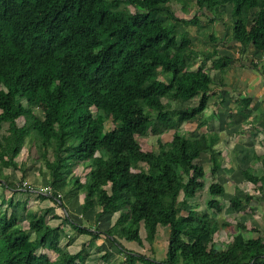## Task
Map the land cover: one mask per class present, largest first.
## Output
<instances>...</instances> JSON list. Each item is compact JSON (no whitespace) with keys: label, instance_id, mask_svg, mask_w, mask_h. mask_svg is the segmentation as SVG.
I'll return each mask as SVG.
<instances>
[{"label":"trees","instance_id":"1","mask_svg":"<svg viewBox=\"0 0 264 264\" xmlns=\"http://www.w3.org/2000/svg\"><path fill=\"white\" fill-rule=\"evenodd\" d=\"M179 1L0 0V130L8 125L5 143H0V188L13 190L3 173L12 168V159L5 158L8 140L13 139L9 150L14 156L28 139L48 175L49 193H34L63 210L61 196L69 204L82 194L83 214L99 208L94 225L82 228L68 217L64 223L90 241L103 235L124 257L122 264H264L261 237L238 233L224 248L217 247V233L228 227L214 217L222 212L220 183L209 184L205 210L190 207L205 186V171L197 161L209 154L214 177L221 157L215 139H190L180 129L198 123L207 107L213 78L206 62L222 74L235 60L218 55L215 47L223 40L209 32L212 51L191 70L198 53L189 50L194 40L180 26L198 22L195 16H174L171 4ZM192 1L209 24L222 22L220 10L228 9L224 27L240 46L239 59L250 49L264 56V0ZM195 99L194 106L170 108L172 102ZM244 103L246 110L250 101ZM38 104L45 108L42 117L34 112ZM19 118L22 126L16 123ZM107 121L110 130H105ZM169 131L171 141H159L157 152H143L136 139ZM79 167L84 182L74 176ZM247 174L243 177L264 194V176ZM256 197L233 196L230 206L236 211L257 202ZM3 205L8 209L2 211ZM11 206L0 194V264H86L85 245L73 255L58 248L62 230L47 223L50 208L26 214L24 228L16 210L8 213ZM15 206L27 210L25 204ZM115 214L114 225L106 229V219ZM159 227L168 229L162 261L118 243L121 238L141 247V228L152 243ZM41 250L54 251L56 259Z\"/></svg>","mask_w":264,"mask_h":264},{"label":"crops","instance_id":"2","mask_svg":"<svg viewBox=\"0 0 264 264\" xmlns=\"http://www.w3.org/2000/svg\"><path fill=\"white\" fill-rule=\"evenodd\" d=\"M224 11L227 12L228 9H225ZM220 12L222 13L223 11L220 10ZM221 21L222 22H219L217 20L213 24L209 25L208 29L210 27H214L217 33L215 36L219 38V40H223L220 41L215 47V49L218 51V55L232 58L235 60V62L232 63L231 66L222 74L218 70L211 67L210 61L206 62L205 67L207 69L210 68L209 72L213 78L211 96L209 97L207 107L203 111L198 123H184L181 126L180 131L185 134L186 137H188V133L192 134L191 132H193L195 134L194 138L204 135L209 140L215 139L214 149L220 153L221 168L217 171L214 177H211L212 179L214 178L213 181L218 182L223 186L225 195L226 188L228 189L229 193H234L235 191L240 193V191L236 188L240 182H243L241 180L247 181V179H244L243 173L244 175L248 173V176L253 177L264 176V56H254L253 49H250L246 57L244 56L239 59L240 46L238 43L230 40V33L224 27L226 23L223 20ZM214 29L212 28L213 33H215ZM189 37L192 38L191 36ZM193 44L194 41L191 44V48H193ZM192 50L194 49H191V51ZM205 50L207 51L206 53H208L212 51V48H206ZM200 63L202 62L195 61L191 67V70H196L195 67L199 66ZM245 100L250 101L248 109L245 108L246 110L243 109V106H246L244 103ZM163 135L160 137H163ZM201 157H203V159L207 157V162L208 164L210 163L209 154H202ZM204 160H206V158ZM237 162H239L240 166L242 165L241 169L239 168V165L236 167L235 164ZM247 163H250L249 167L245 166ZM210 168L211 167L209 166V169ZM250 171L251 173H249ZM247 182L251 184L249 181ZM257 189L258 186H252V191L251 193L248 192V194L251 196L258 195L257 198L261 199L262 201V199H264V194H262V192ZM33 194L37 196L35 193ZM252 203L253 206H255L254 204L257 202ZM81 204L82 203H80L79 199L73 202V206L71 207L72 211H74V214L80 218L84 216L87 218V220H92L94 222V215L99 211V208L96 207L93 210L83 214L81 211ZM60 210L63 209L52 207L51 205L49 215L56 216L58 219L57 221L61 223L66 217H63V220L61 219ZM115 215L117 218L118 215ZM47 223L51 226L49 222ZM75 224L79 226V222H75ZM91 225H94V223ZM65 226H68L67 223H64V225L60 224V228L62 230L60 234L62 235L66 233ZM101 227L100 229H105V227ZM160 229L165 230V246L163 250V256L161 259H157L155 255L150 256L157 261H162L165 257L168 238L167 228H157L155 239L151 243L153 247H155L154 243L156 245V243L159 242L158 236ZM117 240L118 243L127 251L145 255V253L142 251V237L141 247H139L134 242H126L121 238H117ZM107 241L108 240L103 235H100L95 241H90V238L87 235H80L75 239L73 245H85V250L89 254L88 259L93 257L94 254L91 253H93L95 249L99 247L101 250L99 254L100 256H106L107 252L112 253L113 258L110 259V264H115V262L119 260L123 261L124 257L118 252L117 247ZM58 247L62 248L59 246V244ZM69 248L70 247H68V249ZM106 249L107 251H105Z\"/></svg>","mask_w":264,"mask_h":264},{"label":"rangeland","instance_id":"3","mask_svg":"<svg viewBox=\"0 0 264 264\" xmlns=\"http://www.w3.org/2000/svg\"><path fill=\"white\" fill-rule=\"evenodd\" d=\"M131 13L134 12V9L132 7H128ZM171 9L174 13V16L179 19H184V20H189L193 18L194 16L197 19V25L194 26H180V30H184L188 34V36H191L194 38V44L193 48L191 46L189 47V50L194 49L198 53L199 59L196 60L197 62H202L203 60V55L206 54V48L211 49L212 44L208 39V34L209 32H212V28L210 27L208 29V26L211 25L209 24L204 11L198 10L196 7L195 3L192 0H180L179 2H173L171 4ZM222 16L221 20L225 21L227 24L229 21V14L228 12L224 11L222 9ZM214 34L216 35V30L214 29ZM229 35V34H228ZM261 63V62H260ZM259 63V64H260ZM258 64V65H259ZM201 65V63L199 64ZM198 66L195 67L197 69ZM209 70V69H208ZM161 77V76H160ZM162 79V78H160ZM17 100L18 102H21L25 104L24 100H22L20 94H17ZM163 102H166V99L163 100ZM197 100H192L187 103L179 104L177 102H172L170 103V108L172 110H178L183 107L187 106H193L196 105ZM34 112L37 114L39 117H42V112L45 109L42 104H38ZM94 112V111H93ZM18 126H22L24 123V120L22 118H19L16 121ZM112 128L110 122H105V130H110ZM192 134L188 133V138L193 139L195 137V134L191 132ZM172 134L173 131L167 132L163 137H157V136H152L150 134L144 136V137H137V142L140 145V148L143 152H157L158 151V142H169L172 139ZM8 136V125L7 124H2L1 130H0V143H5V137ZM11 143L7 142L8 146V151H7V157L6 159L11 158L12 159V168L10 169H4V177L6 178L7 182L10 184L11 188L13 190L10 191H3L0 188V194H3L4 199H8L12 201V206L9 208L8 213H11L13 210H16V214L19 217V220L24 222V228L27 227V219H26V214H36L40 215V212L44 209L51 208L52 207H57L59 208V205H56L53 201L48 200V199H41L39 196H35L31 192H26L24 189H31L30 191L34 192L35 191H40V192H48V175L46 170L44 169V166L41 162L37 160L36 153L34 148L32 147V144L29 142L27 139L22 151L20 152L19 155H12L10 154V147L12 145L13 139L8 140ZM3 157L0 155V159ZM206 158V160H204ZM201 157L197 163L201 165L205 171V177L203 178V182L205 183V186L203 189L199 190L197 192L196 197L194 200L190 202V207L191 208H196L197 211H203L206 208V203L209 199V194L207 191V188L210 183L213 182V179L210 175V169L209 166L211 167V164L207 162L208 158ZM97 160H99L98 156L96 157ZM209 165V166H208ZM236 167L241 169L242 165L240 166L239 162H237ZM250 163L245 164V166L249 167ZM252 166V163H251ZM254 167V166H253ZM243 169V168H242ZM246 169V168H245ZM244 170V169H243ZM239 172V171H238ZM246 172V171H245ZM251 173V171L249 172ZM76 178L78 176L80 177L81 182H84L83 174H85L84 170H82L81 167L78 168L77 172H75ZM245 179V178H244ZM243 182H240L238 187L236 188L237 190L240 191V193H237V191L233 192L235 193H229L228 189L226 188V193L225 195L220 198V204L222 208V212L214 216L220 225H222L224 222L228 223L227 228H221L219 232L216 235V242L218 244V248H224L225 245L228 244L229 240L231 237L235 236L236 234L240 233L242 234L245 238H257L261 237L264 240V199H256L257 203H255L253 206V203L249 204H243L241 207H239L238 210L234 211L231 206H230V200L232 196H239L242 197L245 193L248 194L251 193L252 191V186H255L254 184H249L245 180H241ZM47 188V189H46ZM243 194V195H241ZM256 197V196H254ZM258 197V196H257ZM256 197V198H257ZM264 197V196H263ZM262 197V198H263ZM80 201L82 203L83 195L80 194L78 197H75L70 201L69 204L65 201L64 197L61 196V201L65 205V211L60 210V217L63 220V217H68L71 221L73 222H79V226L82 228H91V224L94 222L91 220H87L86 217H78L76 214H74V211H72L73 202L76 200ZM15 204H25L26 205V211L23 212L21 207L16 209ZM72 204V205H71ZM50 206V207H48ZM6 205H3L1 210H7ZM209 214H212L211 211H209ZM48 222L51 224L53 228L56 226H60V224L64 225V220L60 223L57 221L58 219L52 218V216L48 215L47 217ZM116 220V215L111 216L109 219H106L105 227L106 229L113 226V223ZM68 225V224H67ZM238 225L244 226L246 229L241 230L238 229ZM65 234H60L58 237V244L60 247L59 248L61 251H64L67 253V255H73L77 253L78 250L84 245H73V242L77 237H79L81 234H78L75 230H73L69 225L65 226ZM105 229V230H106ZM167 232V231H166ZM165 230L160 229L159 231V242L154 243V246L147 241L145 238V233L144 230L141 228L140 230V236L142 237L143 240V246H142V251L145 253V255H148L149 257L151 255H155L157 259H161L163 256V250H164V238H165ZM33 238V236H30ZM86 238V237H85ZM105 240V239H103ZM108 242V241H107ZM105 242L106 244H108ZM126 244V243H125ZM68 247H70L68 249ZM91 250V249H90ZM107 251V249L105 250ZM41 252H45V254L48 255V257L51 260L56 259L57 253L54 251H48V250H42ZM101 250L99 247L95 249V251L91 254H94L92 258L88 259L87 264H110V259H112V253H106V257L103 258L104 256H100ZM86 259V261H87ZM115 264H122V261H116Z\"/></svg>","mask_w":264,"mask_h":264},{"label":"built area","instance_id":"4","mask_svg":"<svg viewBox=\"0 0 264 264\" xmlns=\"http://www.w3.org/2000/svg\"><path fill=\"white\" fill-rule=\"evenodd\" d=\"M47 189V188H46ZM34 193V192H33ZM45 194H48L49 193V188H48V192H44Z\"/></svg>","mask_w":264,"mask_h":264}]
</instances>
